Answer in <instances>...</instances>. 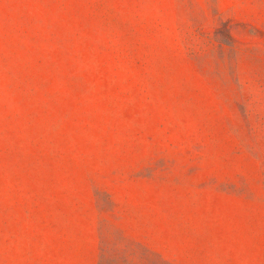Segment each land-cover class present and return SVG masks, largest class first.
Instances as JSON below:
<instances>
[{
    "label": "rangeland",
    "instance_id": "rangeland-1",
    "mask_svg": "<svg viewBox=\"0 0 264 264\" xmlns=\"http://www.w3.org/2000/svg\"><path fill=\"white\" fill-rule=\"evenodd\" d=\"M0 264H264V0H0Z\"/></svg>",
    "mask_w": 264,
    "mask_h": 264
}]
</instances>
